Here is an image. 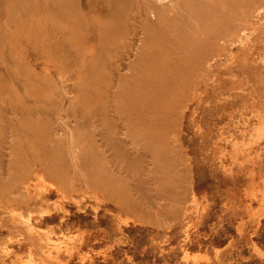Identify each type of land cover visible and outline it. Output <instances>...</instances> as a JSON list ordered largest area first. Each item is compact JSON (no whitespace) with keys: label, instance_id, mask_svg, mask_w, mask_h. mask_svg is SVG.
Instances as JSON below:
<instances>
[{"label":"rangeland","instance_id":"obj_1","mask_svg":"<svg viewBox=\"0 0 264 264\" xmlns=\"http://www.w3.org/2000/svg\"><path fill=\"white\" fill-rule=\"evenodd\" d=\"M6 203L0 264H264V0H0Z\"/></svg>","mask_w":264,"mask_h":264},{"label":"bare ground","instance_id":"obj_2","mask_svg":"<svg viewBox=\"0 0 264 264\" xmlns=\"http://www.w3.org/2000/svg\"><path fill=\"white\" fill-rule=\"evenodd\" d=\"M31 185V183L29 182V180L28 179H25L24 181H21L20 183H19V185L17 186V191L16 192H18L17 194L19 195V196H21V197H23V196H25L26 197V200L24 199H22L21 201H22V203H24V206H26V207H28V208H30L29 207V202L31 201L30 200V194H29V192H30V186ZM18 195H17V197H18ZM16 197V198H17ZM32 197V196H31ZM37 198H39L38 196H37ZM14 200H15V198H13ZM30 200V201H29ZM35 200H36V198H35ZM19 201H20V199L18 200V199H16V201H13V202H15V205L17 206L18 204H19ZM11 202V204H13L12 203V200L10 201ZM32 202H34V201H32ZM4 203V202H3ZM36 203V202H35ZM7 204V203H6ZM10 204V203H9ZM9 204H7L6 206L5 205H3V206H1L0 205V207L3 209V210H1V211H6V210H8L7 208V206H10ZM33 205V204H32ZM38 205V204H37ZM12 207V206H11ZM25 207V208H26ZM0 208V209H1ZM14 208V207H13ZM31 208H32V206H31ZM9 209H12V208H9ZM183 211H184V209H183ZM187 211V210H186ZM185 211V212H186ZM7 213V212H6ZM9 213V212H8ZM182 213V212H181ZM179 214V213H178ZM186 214V213H185ZM183 215V214H182ZM178 219V218H177ZM184 223V222H183ZM12 224V223H11Z\"/></svg>","mask_w":264,"mask_h":264}]
</instances>
